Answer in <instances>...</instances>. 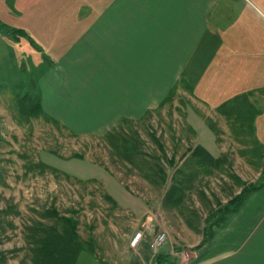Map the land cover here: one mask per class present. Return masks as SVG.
<instances>
[{
    "label": "crops",
    "instance_id": "1",
    "mask_svg": "<svg viewBox=\"0 0 264 264\" xmlns=\"http://www.w3.org/2000/svg\"><path fill=\"white\" fill-rule=\"evenodd\" d=\"M233 6L231 0H0V24L25 32L17 41L0 32V85L21 87L24 69L38 70L28 88L42 114L79 136L140 120L177 87L215 113L243 93L255 105L258 95L264 100V31L221 32L218 23L230 19ZM257 108L252 135L264 147V101ZM188 126L194 146H202L203 120L201 136ZM181 252L158 254L172 264H264V184L189 260ZM96 255L82 250L75 264H102Z\"/></svg>",
    "mask_w": 264,
    "mask_h": 264
},
{
    "label": "rangeland",
    "instance_id": "2",
    "mask_svg": "<svg viewBox=\"0 0 264 264\" xmlns=\"http://www.w3.org/2000/svg\"><path fill=\"white\" fill-rule=\"evenodd\" d=\"M231 1L234 10L230 19L218 23L221 32L264 31L263 0ZM38 74L26 68L21 87L0 85V211L4 212L0 251L6 254L7 264H31L26 227L35 221L55 223L46 214L50 208L77 221L80 237L93 239L102 264H150L153 254L148 241L161 230L168 234L163 250L174 255L179 249H190L191 257L204 238L202 228L216 229L212 221L220 204L236 195L244 183L257 181L264 168L263 159L253 150V135L237 134L210 106L188 101L181 87L140 120L121 121L104 135L79 136L42 113L29 116L21 111L20 100L24 94H34L28 86ZM258 97V103L253 102L260 107L264 100ZM28 103L25 98L24 105ZM207 112L212 113L206 116ZM201 119L206 126L203 133ZM188 125L204 135V149L214 157L224 153L225 158L221 167L202 169L193 176L181 206L175 207L162 199L165 187L154 181L150 164L160 159L167 186L174 169L167 159L173 157L181 165V155L195 147ZM117 133L128 137L129 146L140 139L138 153L134 150L125 156ZM114 136L117 144L112 145ZM210 137L216 138V144ZM41 162L46 165L38 166ZM138 230L144 231L143 239L131 247Z\"/></svg>",
    "mask_w": 264,
    "mask_h": 264
},
{
    "label": "trees",
    "instance_id": "3",
    "mask_svg": "<svg viewBox=\"0 0 264 264\" xmlns=\"http://www.w3.org/2000/svg\"><path fill=\"white\" fill-rule=\"evenodd\" d=\"M0 32L9 34L12 37L15 36L16 38L21 35L25 36V32L22 29H13L1 24ZM25 98H28V105H24ZM20 107L21 111L29 116H37L42 113L40 100L36 94H24L20 100ZM216 112L227 119V122L237 134L245 132L252 135L253 121L260 110L251 102L249 94L243 93L219 105L216 108ZM116 137L117 139L120 138L122 141L121 152L125 156L132 154L134 150L138 153L139 147H137V145L139 146V144H141L140 139H137L138 144L132 143L133 145L129 146L128 137H122V134L120 135L119 133H117ZM153 137L155 138V136ZM115 141L114 136L110 143L115 145L117 144ZM253 143V150L257 152L258 157H261L262 160L264 158V147L260 146L254 139ZM157 144L162 153H164L163 146L159 142ZM75 156L79 157L80 155L75 154ZM181 156V165L175 164L173 157L170 160L167 159L168 165L174 168L171 173V181L167 186L168 175L165 167L160 163V159L150 164V171L156 176L154 181H157L161 187H165L162 199L166 202H170L175 207L181 206L184 194L189 190L188 183H190L189 181L193 176H196L202 169H207L209 171L221 167L225 158L224 153L217 157L212 156L200 145H196L193 149L185 151ZM45 165L46 164L43 162L38 164V166L43 167ZM263 184L264 168L262 167L257 181L244 183L236 195L227 200L226 203L220 204L219 211L216 213L218 214L217 219L212 221L213 224H216L215 228L217 229L225 217L241 205L250 192L262 187ZM105 197L115 202L109 193H106ZM2 214H4V212L0 211V228ZM46 214L54 218L55 223L47 224L42 221H35L26 227V235L29 241L28 252L31 264H75L80 251L86 250L95 254L93 239L83 240L80 237L77 230V221L74 218L60 215L56 208L48 209ZM212 222L209 223L212 224ZM209 228L210 226L208 225L202 228L204 238L198 244V247H202L214 235L216 229L210 228L208 232L207 230ZM196 230H198L197 227ZM166 260V255L160 253L156 256V261L159 264H163ZM0 264H7L6 254L3 251H0Z\"/></svg>",
    "mask_w": 264,
    "mask_h": 264
},
{
    "label": "built area",
    "instance_id": "4",
    "mask_svg": "<svg viewBox=\"0 0 264 264\" xmlns=\"http://www.w3.org/2000/svg\"><path fill=\"white\" fill-rule=\"evenodd\" d=\"M144 236V231L138 230L136 233H134L133 237L130 241L131 247H136L139 245V243L142 241ZM168 234L165 230H161L158 232H155L152 234L150 240L148 241L149 249L152 251V260L150 264H159L155 257L158 250H160L162 247L165 246L167 243ZM190 249L182 250L181 255L184 260H189L190 258ZM163 264H172L170 261H166Z\"/></svg>",
    "mask_w": 264,
    "mask_h": 264
}]
</instances>
